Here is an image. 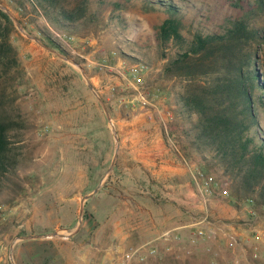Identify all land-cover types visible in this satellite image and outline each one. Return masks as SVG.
<instances>
[{
    "label": "rangeland",
    "instance_id": "1",
    "mask_svg": "<svg viewBox=\"0 0 264 264\" xmlns=\"http://www.w3.org/2000/svg\"><path fill=\"white\" fill-rule=\"evenodd\" d=\"M149 1L156 3L155 8ZM160 1H171L181 8L183 34L188 38L193 28L223 31L227 19L240 12L233 6L238 0H89L88 17L75 29H66L53 26L30 2L20 7L14 0H0L30 35L22 32L7 12L11 19L8 25L0 15V33L7 35L1 40L7 39L13 47L0 57V128L6 126L9 157L7 169L0 168V264H67L92 245L93 198L85 203L80 231L68 235L78 225L82 198L102 181L97 193L107 184L116 139L81 67L108 108L106 98L117 89H112L114 80L107 83L104 78L119 74L108 68L117 57L127 64L147 66L148 92L165 88L180 97L186 81L164 72L178 48L172 41L162 45L158 39L159 25L169 16ZM240 1L248 5L255 0ZM255 24L263 37L255 47L264 81V13L256 17ZM62 33L74 37L70 45L58 38ZM261 120L264 129L263 111ZM202 150L212 167L210 173L227 182L230 197L225 200L236 213L217 219L214 232L200 228L203 233L197 232L196 238L205 240L214 235L221 239L228 250L227 264H264V205L258 203V193L240 191L235 196L236 180L224 173L209 149ZM54 232L62 236L42 237L24 247L22 258L16 256L17 247L25 243L22 237ZM231 235L236 237L233 247L228 245ZM138 264H208V260L188 254L186 258Z\"/></svg>",
    "mask_w": 264,
    "mask_h": 264
},
{
    "label": "crops",
    "instance_id": "2",
    "mask_svg": "<svg viewBox=\"0 0 264 264\" xmlns=\"http://www.w3.org/2000/svg\"><path fill=\"white\" fill-rule=\"evenodd\" d=\"M131 66L117 57L108 68L119 74L104 78L107 83L114 80L117 86L114 93L105 87L119 136L118 156L107 184L91 197L92 245L67 264H138L141 261L137 259H124L125 253L136 247L148 255L142 262L192 254L205 256L208 264H227L228 250L221 239L214 235L196 238L198 229L214 232L217 219L236 213L229 201L206 193L196 177L198 170L212 171L196 140V117L185 111L178 94L169 89L155 88L147 104L134 92L123 90L122 72ZM39 239H23L30 243L18 246L16 256L22 258L24 247ZM153 247L156 253L150 255Z\"/></svg>",
    "mask_w": 264,
    "mask_h": 264
},
{
    "label": "trees",
    "instance_id": "3",
    "mask_svg": "<svg viewBox=\"0 0 264 264\" xmlns=\"http://www.w3.org/2000/svg\"><path fill=\"white\" fill-rule=\"evenodd\" d=\"M20 7L30 2L39 7L57 28L75 29L89 15V0H14ZM150 6L156 3L149 1ZM169 16L159 25L162 45L173 42L178 48L168 59L164 72L186 81L179 99L185 111L196 117L194 131L198 142L209 149L224 173L234 180V195L257 192L264 205V81L256 64L255 44L262 37L255 24L264 13V0L233 6L239 14L229 18L223 31L205 32L193 28L192 37L183 34L181 8L171 1H160ZM5 24L11 23L0 8ZM8 28V26H7ZM0 33V57L13 47ZM5 125L0 128V168L7 169ZM87 217V214H86Z\"/></svg>",
    "mask_w": 264,
    "mask_h": 264
},
{
    "label": "built area",
    "instance_id": "4",
    "mask_svg": "<svg viewBox=\"0 0 264 264\" xmlns=\"http://www.w3.org/2000/svg\"><path fill=\"white\" fill-rule=\"evenodd\" d=\"M58 38L63 41L65 44L70 45L72 43V40L74 39L73 36H66V34H57ZM147 66L144 63L138 62L132 64V66L128 69V71L123 74V81H122V88L123 90H133L135 93V96L142 104H147L150 100V92H148L146 83H145V71ZM113 90H116L117 87L113 86ZM124 99L121 98V101ZM196 177L198 180L202 181V186L206 193L209 195H217L218 197L222 199H228L230 197V192L227 187V182L223 180L217 179L213 174L210 172H206L204 170H198L196 173ZM198 234H202L203 230H198ZM236 244V237L234 235H231L228 240V245L230 247L235 246ZM257 249V248H256ZM255 249V250H256ZM141 249L136 248H130L124 255L125 261H132L134 259H137L138 261H143L147 258V254H144L140 251ZM156 248L153 247L149 250V254H155ZM254 257H257V251H254L253 253ZM240 264H245L241 262Z\"/></svg>",
    "mask_w": 264,
    "mask_h": 264
},
{
    "label": "water",
    "instance_id": "5",
    "mask_svg": "<svg viewBox=\"0 0 264 264\" xmlns=\"http://www.w3.org/2000/svg\"><path fill=\"white\" fill-rule=\"evenodd\" d=\"M0 8H1L2 10H4L5 12H7V13H8V14H9V15H10V16L16 21L18 27L21 29L22 32H24L25 34H27L28 36H30V35L26 32L25 28L22 26L21 22H20L18 19H16V18L14 17V15L9 11V9H8L6 6H4V5H2V4L0 3ZM58 54H59L62 58H64L65 60L71 61L72 63H74V64H76V65H79L75 60L70 59V58H68L67 56L63 55V54H60V53H58ZM80 67H81V66H80ZM81 69H82V73H83V75H84V77H85V79H86V82H87L89 88L91 89V91L93 92V94L97 97V99H98V100L100 101V103L102 104V106H103V108H104V110H105V113H106V115H107V117H108V119H109V122H110V124H111V126H112V130H113V133H114V136H115V139H116V152H115V154H114L113 160H112L111 165H110V167H109V169H108V172H107V177H108V175H110L111 171L114 169V166H115V163H116V160H117V156H118V150H119V136H118V131H117V128H116V126H115V124H114V122H113V120H112V116H111V113H110V109L108 108L106 102H105L104 99L98 94V92L96 91V89H95V88L92 86V84L90 83V81H89V79H88V77H87V75H86L84 69H83L82 67H81ZM103 183H104V182L102 181V182H101V183H100V184L94 189L93 192H91L90 194L85 195V196L82 198V201H81V209H80V216H79V222H78V225H77L76 229H74V230H73L68 236H72V235H74V234H76L77 232L80 231V229H81V227H82V224H83V220H84V207H85V203H86V201H87L89 198H91L94 194H96V193L99 191V189L103 186ZM48 236H62V235H61L60 233H58V232H54V233H52V234L26 236V237H22V239H36V238H42V237H48ZM13 249H14V244H13V246H12L11 252H13Z\"/></svg>",
    "mask_w": 264,
    "mask_h": 264
}]
</instances>
